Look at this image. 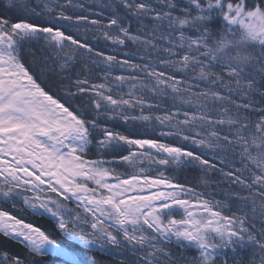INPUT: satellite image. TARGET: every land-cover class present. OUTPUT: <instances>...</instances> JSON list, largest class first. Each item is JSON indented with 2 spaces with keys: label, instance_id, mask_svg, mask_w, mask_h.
Returning <instances> with one entry per match:
<instances>
[{
  "label": "snow or ice",
  "instance_id": "snow-or-ice-1",
  "mask_svg": "<svg viewBox=\"0 0 264 264\" xmlns=\"http://www.w3.org/2000/svg\"><path fill=\"white\" fill-rule=\"evenodd\" d=\"M12 7L0 264H264V0Z\"/></svg>",
  "mask_w": 264,
  "mask_h": 264
},
{
  "label": "trees",
  "instance_id": "trees-1",
  "mask_svg": "<svg viewBox=\"0 0 264 264\" xmlns=\"http://www.w3.org/2000/svg\"><path fill=\"white\" fill-rule=\"evenodd\" d=\"M82 3L86 5L87 8L90 9L89 12H86L85 14L89 15L90 18L95 19L97 18L95 15H93V12H101L103 11V16L99 17L100 19L106 20L110 18L112 9L108 7H102L104 4H109L112 2V0H81ZM79 11V10H78ZM18 12V9L16 7L9 8V0H0V14H6L10 18L14 19H19L20 17L16 15ZM81 35H84L83 32L80 33ZM98 47L102 48L106 52H111L112 50L104 45V42L101 41ZM123 55V53H121ZM118 131H124L127 134L128 130H132L135 135H140V136H157V135H152L151 133L148 132V130L143 129L139 124L136 125H127L125 127H118ZM168 142H174L172 141V138L167 139ZM126 154V153H125ZM110 158V157H109ZM174 174L178 177V179L181 182L187 181L189 184H195L196 181L193 179V176L195 175L192 171H189L187 169H181L177 170ZM213 179H218V177H214ZM217 198H220L219 196V189H217ZM89 256H95L97 260L103 261V264H111V261L113 260V257L98 253V252H92L89 253ZM118 264V260H117Z\"/></svg>",
  "mask_w": 264,
  "mask_h": 264
},
{
  "label": "rangeland",
  "instance_id": "rangeland-1",
  "mask_svg": "<svg viewBox=\"0 0 264 264\" xmlns=\"http://www.w3.org/2000/svg\"><path fill=\"white\" fill-rule=\"evenodd\" d=\"M102 75H103V73L99 69H93V74L89 77V79H91L95 82H99L98 78ZM142 128L145 130L147 129L148 132L151 133L152 135H158L159 129H157L156 131H153L152 128H144V127H142ZM167 139H170V138H167Z\"/></svg>",
  "mask_w": 264,
  "mask_h": 264
}]
</instances>
